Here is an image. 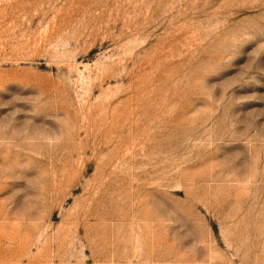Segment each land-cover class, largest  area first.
<instances>
[{"label":"rangeland","instance_id":"374dc122","mask_svg":"<svg viewBox=\"0 0 264 264\" xmlns=\"http://www.w3.org/2000/svg\"><path fill=\"white\" fill-rule=\"evenodd\" d=\"M0 264H264V0H0Z\"/></svg>","mask_w":264,"mask_h":264}]
</instances>
